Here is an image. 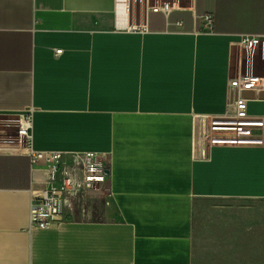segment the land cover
Instances as JSON below:
<instances>
[{"label": "crops", "instance_id": "0c3cea01", "mask_svg": "<svg viewBox=\"0 0 264 264\" xmlns=\"http://www.w3.org/2000/svg\"><path fill=\"white\" fill-rule=\"evenodd\" d=\"M162 4L0 0V264H194L199 201L264 200V91L241 93L260 142L197 145L203 121L234 120L232 79L264 77L239 46L264 38V0H189L168 18ZM27 111L33 150L66 154L63 169L105 159L109 219L29 228L48 173L19 139Z\"/></svg>", "mask_w": 264, "mask_h": 264}, {"label": "built area", "instance_id": "2783aa9c", "mask_svg": "<svg viewBox=\"0 0 264 264\" xmlns=\"http://www.w3.org/2000/svg\"><path fill=\"white\" fill-rule=\"evenodd\" d=\"M179 1L164 2L156 5L153 10L160 11L168 18L174 8H178ZM204 21L212 24V15L205 14ZM179 25V24H177ZM137 31V28H134ZM264 40L253 36H241L239 46L245 52L252 50ZM249 57V56H248ZM230 83L228 100L234 106L235 116L232 121H203L197 134V145L200 158L207 156L208 148L212 145H249L260 142L253 130L262 127V121L248 118L245 113V100L241 98L244 91L256 93L264 91V77H249L241 73ZM32 111H27L19 122V139L23 141L28 150L32 162L46 168L48 173L47 189L41 194L32 192L30 207V229L47 230L58 227L64 222V215L71 204V200L79 193L96 189L100 191L106 184V161L97 153L74 154V166L71 169H63L61 161L66 155L61 152H41L32 148ZM77 171L79 174H77Z\"/></svg>", "mask_w": 264, "mask_h": 264}, {"label": "rangeland", "instance_id": "374dc122", "mask_svg": "<svg viewBox=\"0 0 264 264\" xmlns=\"http://www.w3.org/2000/svg\"><path fill=\"white\" fill-rule=\"evenodd\" d=\"M178 1L184 5L189 0ZM245 55H252V66L254 60L258 73L264 76V40ZM243 65L248 67V60ZM67 211L94 220L109 219L112 204L107 187L79 193ZM193 238L194 264H264V200L199 201L194 211Z\"/></svg>", "mask_w": 264, "mask_h": 264}, {"label": "bare ground", "instance_id": "6f19581e", "mask_svg": "<svg viewBox=\"0 0 264 264\" xmlns=\"http://www.w3.org/2000/svg\"><path fill=\"white\" fill-rule=\"evenodd\" d=\"M231 82H233L234 83V80L232 79V81Z\"/></svg>", "mask_w": 264, "mask_h": 264}, {"label": "water", "instance_id": "95a60500", "mask_svg": "<svg viewBox=\"0 0 264 264\" xmlns=\"http://www.w3.org/2000/svg\"><path fill=\"white\" fill-rule=\"evenodd\" d=\"M243 93V92H242Z\"/></svg>", "mask_w": 264, "mask_h": 264}]
</instances>
